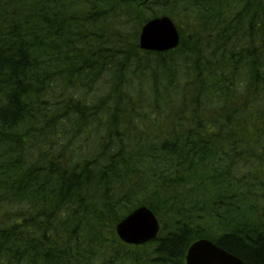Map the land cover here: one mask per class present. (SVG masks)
Instances as JSON below:
<instances>
[{"label":"trees","instance_id":"16d2710c","mask_svg":"<svg viewBox=\"0 0 264 264\" xmlns=\"http://www.w3.org/2000/svg\"><path fill=\"white\" fill-rule=\"evenodd\" d=\"M180 31L139 47L152 18ZM139 206L142 245L116 225ZM264 264V0H0V264Z\"/></svg>","mask_w":264,"mask_h":264},{"label":"water","instance_id":"95a60500","mask_svg":"<svg viewBox=\"0 0 264 264\" xmlns=\"http://www.w3.org/2000/svg\"><path fill=\"white\" fill-rule=\"evenodd\" d=\"M180 43V33L173 19L160 16L146 22L140 32L139 47L149 51H168ZM160 223L154 212L147 206H140L127 214L116 225L121 240L141 245L155 239ZM186 264H248L241 257L229 252L207 238H200L188 247Z\"/></svg>","mask_w":264,"mask_h":264},{"label":"rangeland","instance_id":"374dc122","mask_svg":"<svg viewBox=\"0 0 264 264\" xmlns=\"http://www.w3.org/2000/svg\"><path fill=\"white\" fill-rule=\"evenodd\" d=\"M140 32H141V30H140ZM140 32H139V36H140Z\"/></svg>","mask_w":264,"mask_h":264}]
</instances>
